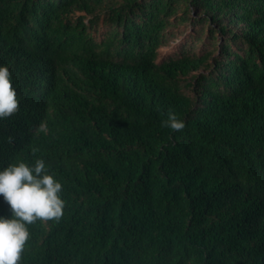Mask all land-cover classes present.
I'll return each mask as SVG.
<instances>
[{
    "label": "trees",
    "instance_id": "1",
    "mask_svg": "<svg viewBox=\"0 0 264 264\" xmlns=\"http://www.w3.org/2000/svg\"><path fill=\"white\" fill-rule=\"evenodd\" d=\"M0 65V170L43 158L65 201L21 264H264V0H0Z\"/></svg>",
    "mask_w": 264,
    "mask_h": 264
},
{
    "label": "clouds",
    "instance_id": "2",
    "mask_svg": "<svg viewBox=\"0 0 264 264\" xmlns=\"http://www.w3.org/2000/svg\"><path fill=\"white\" fill-rule=\"evenodd\" d=\"M20 109V101L8 65H0V120L8 119ZM161 127L182 132L185 121L169 110ZM44 131L45 126H41ZM33 154L38 149L33 148ZM43 158L33 164L23 161L0 170V197L9 206L11 218L0 216V264H21L22 253L31 234L29 225L59 221L65 201L61 198L62 184L48 174Z\"/></svg>",
    "mask_w": 264,
    "mask_h": 264
},
{
    "label": "rangeland",
    "instance_id": "3",
    "mask_svg": "<svg viewBox=\"0 0 264 264\" xmlns=\"http://www.w3.org/2000/svg\"><path fill=\"white\" fill-rule=\"evenodd\" d=\"M108 26L103 24L101 20H99L95 27L92 30V35L96 40H100L101 37L104 36ZM201 29H197V27H192L190 24H182L179 26L170 27L167 32V40L165 43L158 49V59H167L171 57L177 56L184 47H188L190 42L196 38L201 37L204 41H206L205 32H200ZM199 45H196L193 48L194 52H198ZM214 55H218V52L214 51ZM197 73H206L204 70H200ZM215 74V73H214ZM187 79L191 80L190 77ZM185 93L191 95V89H185Z\"/></svg>",
    "mask_w": 264,
    "mask_h": 264
}]
</instances>
